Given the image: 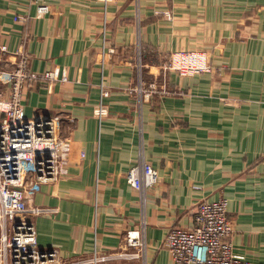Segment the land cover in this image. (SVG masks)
Wrapping results in <instances>:
<instances>
[{"label": "crops", "instance_id": "obj_1", "mask_svg": "<svg viewBox=\"0 0 264 264\" xmlns=\"http://www.w3.org/2000/svg\"><path fill=\"white\" fill-rule=\"evenodd\" d=\"M40 2L50 6L43 18L34 0L0 1V44L10 52L22 44L31 70L68 78L25 87L26 115L59 118L72 151L68 176L29 200L43 210L28 214L41 248L141 264L126 235L145 220L148 263L176 264L163 245L168 231L190 227L200 200L224 198L234 251L264 264V0ZM139 45L147 78L162 79L175 51L205 52L213 70L168 74L175 94L137 110L128 89ZM5 57L1 68L16 60ZM103 86L109 114L100 120ZM142 160L159 174L145 209L127 182Z\"/></svg>", "mask_w": 264, "mask_h": 264}, {"label": "built area", "instance_id": "obj_2", "mask_svg": "<svg viewBox=\"0 0 264 264\" xmlns=\"http://www.w3.org/2000/svg\"><path fill=\"white\" fill-rule=\"evenodd\" d=\"M40 1L34 0L39 4L37 16L43 18L50 12V6ZM110 1L102 0L105 6ZM137 52L136 76L128 89L137 110L142 109L146 101L175 94L168 85V74L176 72L190 77L213 70L207 53L175 51L166 56L161 65L162 79L157 75L150 79L146 76L144 50L140 45ZM6 54L16 60L8 68L0 67V264H100L106 256L96 250L89 258L64 259L55 249L40 246L35 223L28 214L39 215L43 210H31L29 200L34 192L41 191L42 185L68 176L72 151L70 140L62 134L59 118L26 115L25 87L40 80L52 84L68 78L57 69L45 73L31 70V57L22 44L13 52L6 44H0V63L4 62ZM105 88L103 86L100 104L95 110L100 120L109 114V106L104 103L109 91ZM158 177L157 169L145 160L128 172L127 182L141 194L143 209L146 196L158 183ZM228 212L229 201L224 198L200 200L192 225L173 227L164 240V248L175 263L250 264L247 256L233 249L231 239L235 225ZM145 227L143 220L140 229L129 230L126 235L128 245L139 250L130 256L140 259L141 264H149Z\"/></svg>", "mask_w": 264, "mask_h": 264}, {"label": "trees", "instance_id": "obj_3", "mask_svg": "<svg viewBox=\"0 0 264 264\" xmlns=\"http://www.w3.org/2000/svg\"><path fill=\"white\" fill-rule=\"evenodd\" d=\"M144 58H146V57H145V52H144Z\"/></svg>", "mask_w": 264, "mask_h": 264}, {"label": "rangeland", "instance_id": "obj_4", "mask_svg": "<svg viewBox=\"0 0 264 264\" xmlns=\"http://www.w3.org/2000/svg\"><path fill=\"white\" fill-rule=\"evenodd\" d=\"M195 51H197V50H195Z\"/></svg>", "mask_w": 264, "mask_h": 264}]
</instances>
